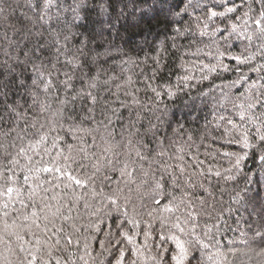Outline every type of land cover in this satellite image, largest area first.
<instances>
[{"label": "snow or ice", "instance_id": "6c2138e0", "mask_svg": "<svg viewBox=\"0 0 264 264\" xmlns=\"http://www.w3.org/2000/svg\"><path fill=\"white\" fill-rule=\"evenodd\" d=\"M27 3L33 10L29 18L32 28L14 29L21 40L8 39L5 32V45L0 47L4 57L0 60V157L7 161L0 166V180L4 181L0 197L7 196L0 204V264H89V260L96 264L93 241L102 252H118L114 264H236L239 249L226 232L239 230L245 217L236 214L243 212L258 218L252 240L264 245V62L251 63L257 54L264 61V0H241L239 4L221 0L203 8L200 0L195 4L193 0ZM10 8L11 4L0 6V19L9 18ZM197 8H202L204 15L203 28L196 23L201 37L208 35L204 29L209 21L232 20L230 14L243 19V25L231 23L228 35L222 38L227 41L235 34L237 39L247 41L246 49L259 42L256 53L230 57L237 71L241 65H250L249 71L257 74L255 80L241 75L238 81L224 86L227 91L220 88L219 94L213 87L207 91L200 88L203 81L210 79L209 74L231 70L224 63L226 52L220 51L218 45L215 63L201 60L196 64L184 59V55L196 53H185L177 65L182 74L169 65L172 50H180L178 39L191 37L190 43L195 42L196 33L183 17L191 18L192 10ZM194 20L200 21L201 16ZM152 21L161 31L154 32ZM144 24L148 25L147 35L137 47L143 50L146 45L151 54L145 52L139 63L131 58L120 61L149 66L150 75L141 68L144 88L125 92L131 97L129 103L119 97L120 84H116V93L106 87L119 77L109 76L103 63L114 51H121L115 43L124 38L121 29L127 32ZM81 28L84 31H79ZM32 37L39 39L30 47L28 43L22 46L21 41ZM148 37H152L151 41ZM29 65L30 84L22 78ZM193 69L202 75L195 76ZM249 80L251 83H247ZM240 81L247 86L235 95L231 88ZM124 83L131 84L132 78ZM20 89L28 99L24 103L10 102L9 97ZM140 91L145 93L146 101L137 95ZM116 104L119 106L114 107ZM206 109L216 121L215 128L224 130L219 139L228 137L224 143L239 145L240 151L221 152L208 144L206 148L210 150L203 155L212 160L217 155L230 158L228 168L200 159L199 148L210 134L208 125L212 123L207 115L203 117L206 123L199 136L200 144L196 143L199 128L194 130L182 122L187 118L189 123L198 124ZM28 136L33 139L25 147L23 142ZM50 137L51 147L57 149L51 167L20 165L21 157L30 165L33 157L28 153L39 155L41 146L49 153ZM249 157L260 161L259 179H253L251 170L244 171V161ZM16 167L23 170L26 189L19 184ZM33 172L54 174L55 183L45 181L49 188L33 185L29 183ZM241 180L243 186L238 182ZM230 181L238 183L225 208L222 185ZM253 184L258 188L250 187ZM50 191L51 196L47 195ZM146 196L154 205L146 214L149 219L138 212L136 203L139 201L143 207ZM16 202L20 208L10 209L9 205ZM82 210L90 218L86 224L79 223ZM225 212L236 215L237 228L228 225ZM157 220L159 228L155 227ZM89 231L103 232L104 239L82 234ZM247 235L240 230L241 237ZM141 236L142 244L137 243ZM241 243L247 244L248 240ZM260 255H264V247Z\"/></svg>", "mask_w": 264, "mask_h": 264}, {"label": "trees", "instance_id": "16d2710c", "mask_svg": "<svg viewBox=\"0 0 264 264\" xmlns=\"http://www.w3.org/2000/svg\"><path fill=\"white\" fill-rule=\"evenodd\" d=\"M197 0H193V3L195 4ZM202 8L204 6H210L213 3L219 4L221 3V0H200ZM229 4L231 3H241V0H228ZM7 4H11V8L7 10L8 19H0V47H3L5 45L4 40V33L7 32L8 39H16L21 40V35L14 32V29H21L23 28L24 31H27L29 28H32L31 23L29 22V18L33 16V10H31L28 6L27 0H0V6H6ZM202 8H197L192 10V17L190 18L188 15H185L183 17V20L185 23H190L193 31L196 33L195 36V42L190 43L191 37L189 38H180L177 40V44L180 47L179 52H176L175 50H172V55L168 60L169 65L177 72L180 73V69L177 67V65L180 63L179 57L182 54L185 53H196V55H184V59L194 62L196 64H199V61L203 60L205 63H215V58L217 56V45L219 46L220 51L226 52L224 59V63L228 64L231 68L229 71H223L218 70L216 73H211L210 79L203 81L202 84L199 85L200 88L204 89L205 91L208 90L209 87H213L216 90V94H219L220 88H224L225 91L228 90V88H225V85H231L233 81H238L241 77V75H244L246 77H251L252 80H255L257 77V74L254 72L249 71L250 65H241L240 71H237V65L236 62L230 59L233 55H239L243 53L244 55H249L252 53H256L257 48L256 45L259 43L256 41L252 47L245 48L247 45V41L243 39H237L235 34L232 37H229L227 41H225L222 37L228 35V30H230L231 23H236L238 25H243V19H235V16L237 14H230V16L233 17L232 20L227 19H221L216 18L213 21L208 22V28L204 29L208 35L206 36H199V29L196 28V23H199L201 28H203L204 24V15ZM222 10V9H217ZM53 12H55V9H53ZM195 16H201L200 21H195ZM123 23V21H122ZM153 25L154 32L161 31V27H157L155 24V21L151 22ZM251 23V21H249ZM141 28L143 29V32H141ZM141 28H129L127 32L124 31V29H121V35L124 37L123 39H117L115 41L116 45L119 46L121 51L117 52L114 51L111 57L107 58V63H103V60L105 58H101V63H103V69L107 71V74L109 76L116 75L119 77L118 80L114 81L111 85L106 86L110 87L112 93H116V84H120L121 88L119 91V97L121 100H127L129 103H131V97L125 96L126 91L135 92L137 88L143 89L144 88V79L145 77L141 75V68L144 69L145 72H149V66L140 64L139 67L133 65V64H121L120 61L128 60L129 58L133 60H137L139 63L144 58V53L149 52L151 54L149 48L145 45L143 47V50H141L140 47H137V45H141L143 43L144 36L147 35V29L148 25L144 24L141 26ZM37 29H32V31H36ZM79 31H84L83 28L79 29ZM215 32V35H212V33ZM111 39V36L108 37ZM162 38V37H161ZM36 39H39L38 37H32L29 41H21V44L23 46L24 43H28V46H31V43L34 42ZM77 39H82V37H78ZM148 39L151 41L152 37H148ZM214 41L216 43H214ZM75 43V41H73ZM91 47V45H90ZM197 49L200 51L197 52ZM99 51H103V48L98 49ZM54 51V49H53ZM211 54L210 56L208 54ZM4 59L2 54H0V60ZM63 60V58H61ZM258 62H264L261 60L259 54H257L256 59L253 60L251 63L257 64ZM59 67V65H58ZM31 65H29V71L25 73L23 79H25L29 84L31 83V80L29 77L31 76ZM64 69H62L63 71ZM21 69H17V72H20ZM87 71V69H86ZM93 74L96 71L95 65L92 66ZM206 71V70H205ZM193 73L195 76L200 77L202 73L198 69H193ZM182 74V73H180ZM132 78L131 84H125L124 81L128 78ZM55 79V76L53 77ZM60 79H63V76L60 77ZM173 80H175V76L172 77ZM195 82V81H194ZM247 83H251V80L247 81ZM247 83L244 81H240L235 85V87L231 88V92L235 95H238L239 92L244 91V88L247 86ZM77 86H79V82H77ZM55 94V92H54ZM105 95H108L105 93ZM141 101H146V96L143 91H140L137 93ZM150 95V93H149ZM110 99H115L114 96H110ZM28 99L23 89H20L18 94L12 95L9 97L10 102L19 100L21 103H24V100ZM56 105L53 104V107ZM119 105L116 104L114 107H118ZM122 111H124L122 109ZM223 111V110H221ZM231 106H229V112H231ZM228 114V113H225ZM124 115L127 116V111H124ZM207 115L208 121H212L211 124L208 125L209 129V135L205 137L204 145H202L199 148V152L201 153L200 159L205 160L206 164H215L216 166L220 167L221 169L228 168L230 166V158L224 157L222 155H217L215 160H212L210 158H206L203 153L206 150H210L206 148V145L212 144L213 149L214 148H220L221 152L223 151H240L239 145L236 144H227L224 143L225 139H228V137L224 136V139H219L223 136L224 130L221 127L220 129L215 128L216 121L213 119V116L209 110H205V112L201 113V118L198 122V124H192L189 123L188 119L185 118L182 120L186 124V127H191L194 130L199 128L198 131H196V143L200 144L199 136L201 132H203L202 126L206 123L204 120V116ZM179 118V117H178ZM235 118V117H234ZM237 123H240V121L237 119ZM173 127H175V124H173ZM63 134V133H62ZM52 135H55L53 133ZM217 137L215 141L212 140V137ZM30 139H33L32 136H28L25 138L23 145L26 147L27 143ZM69 142L71 141V137L67 138ZM19 143V142H18ZM47 147L49 148V153H45L43 148L44 146H41L38 149L39 155H37L34 152H29L28 155L32 156L33 159L29 165V162L26 160V158L21 157L20 158V165H28L33 168L43 167L45 165H48L51 167L50 161L55 157L57 149H53L51 147V137L49 138V142ZM193 151H195V148H193ZM234 159V158H232ZM37 161H42V163H37ZM7 161L3 160L2 157H0V166L3 164H6ZM259 165L260 161L258 158L253 159L249 157L247 160L244 161V171L249 172L253 176V179H259ZM17 175L20 177L19 184L22 185L25 189L27 188V185H23V170L21 167H16L15 169ZM30 181L29 183L35 185L40 184L42 188H49L50 185L48 183H45V181H55L53 180L54 174L49 173H30ZM240 183V186H243L242 180L238 181ZM238 182H228L227 184H223V188L225 191L223 192V201L224 207L227 208L228 204L230 203L229 195L231 193V190L236 186ZM4 185V181L0 180V186ZM254 190L258 188V185H250ZM53 191H60V189H53ZM43 195V193H41ZM53 192L47 193V195L51 196ZM133 199L135 200V193L133 194ZM5 200H7V196L0 197V204H2ZM138 206V212L144 215L145 219H149L147 217V212L151 210L154 205L151 204L150 199L146 196L144 198V206L140 207V202L136 201ZM20 208V204L16 202L15 204H10L9 208ZM242 214L245 217L244 221H241L239 223V230L237 231H227L226 237L228 239H235L236 244L235 247L239 249V254L236 257V264H264V255H260L261 247H264V245H261L258 241H253L252 236L254 234V231L259 226L258 218L256 216H249L247 212L238 213L236 215ZM83 215V210H82ZM155 215V213H154ZM236 215L229 216L227 212L224 214V219L228 221V225L231 226V228L235 229L237 228L236 224ZM89 217L86 215H83V218L81 221H79L80 224H86L89 221ZM93 221L95 218H91ZM110 220H106V223H110ZM155 227L159 228V221H155ZM102 228H104V225H101ZM107 230V229H105ZM240 230H244L248 233L246 237L240 236ZM83 235H96L97 239H104L103 232L101 233H93L91 231L82 233ZM248 240L247 244L241 243V240ZM224 243H227V239L223 241ZM137 243H143V237L137 238ZM93 256H95L96 264H100L101 261H103V264H108L109 261H113L114 264V257L118 255V252L115 249H111V254L109 252H102V250L97 246L96 242L93 241ZM149 245L152 246V241H149ZM79 252L82 254L83 249L81 248ZM101 255L97 256L96 253H101ZM89 264H92V261L89 260Z\"/></svg>", "mask_w": 264, "mask_h": 264}]
</instances>
